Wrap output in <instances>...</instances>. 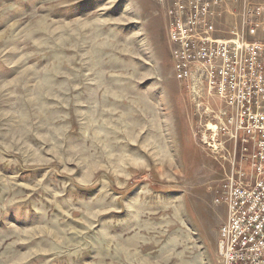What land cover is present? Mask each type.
Masks as SVG:
<instances>
[{
  "label": "rangeland",
  "instance_id": "374dc122",
  "mask_svg": "<svg viewBox=\"0 0 264 264\" xmlns=\"http://www.w3.org/2000/svg\"><path fill=\"white\" fill-rule=\"evenodd\" d=\"M261 5L0 0V264H223L254 149L194 57L264 43Z\"/></svg>",
  "mask_w": 264,
  "mask_h": 264
},
{
  "label": "built area",
  "instance_id": "2783aa9c",
  "mask_svg": "<svg viewBox=\"0 0 264 264\" xmlns=\"http://www.w3.org/2000/svg\"><path fill=\"white\" fill-rule=\"evenodd\" d=\"M209 7L205 5L203 14L210 12ZM250 14L264 27V5ZM217 44L216 49L195 56V62L205 59L210 64L212 85L220 88L218 96L228 99L240 115L235 122V143L249 141L254 149L250 172L235 175L231 171V177L237 178L230 179L226 194L227 219L221 228L223 264H264V112L260 111L264 101V43L238 38ZM182 67L185 64L179 63L180 78L188 75ZM241 159L248 160V155Z\"/></svg>",
  "mask_w": 264,
  "mask_h": 264
}]
</instances>
